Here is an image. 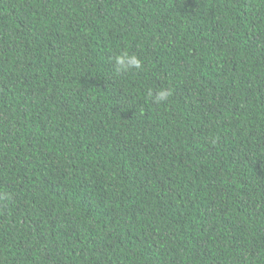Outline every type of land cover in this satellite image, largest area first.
Segmentation results:
<instances>
[{"label":"trees","instance_id":"16d2710c","mask_svg":"<svg viewBox=\"0 0 264 264\" xmlns=\"http://www.w3.org/2000/svg\"><path fill=\"white\" fill-rule=\"evenodd\" d=\"M0 264H264V0H0Z\"/></svg>","mask_w":264,"mask_h":264},{"label":"clouds","instance_id":"9594fccd","mask_svg":"<svg viewBox=\"0 0 264 264\" xmlns=\"http://www.w3.org/2000/svg\"><path fill=\"white\" fill-rule=\"evenodd\" d=\"M114 65L117 74L127 72L130 69H141L142 61L135 54H130L128 51H122L114 58ZM152 95V93H150ZM172 95L171 89L161 88L156 91L154 100L156 103L167 102Z\"/></svg>","mask_w":264,"mask_h":264}]
</instances>
